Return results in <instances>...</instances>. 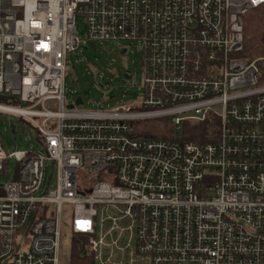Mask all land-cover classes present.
<instances>
[{"label":"built area","instance_id":"1","mask_svg":"<svg viewBox=\"0 0 264 264\" xmlns=\"http://www.w3.org/2000/svg\"><path fill=\"white\" fill-rule=\"evenodd\" d=\"M254 9L264 0H0V112L44 151L0 143V174L17 165L0 184V264H264V53L241 56ZM77 16L107 49L139 44L134 109H68ZM151 119L215 125L204 142L130 134Z\"/></svg>","mask_w":264,"mask_h":264},{"label":"rangeland","instance_id":"2","mask_svg":"<svg viewBox=\"0 0 264 264\" xmlns=\"http://www.w3.org/2000/svg\"><path fill=\"white\" fill-rule=\"evenodd\" d=\"M79 45L76 50L68 53L63 93L67 105L81 97L82 105L79 110L107 111L116 106H137L143 92V77L141 72L142 52L136 42L119 43L117 46L91 41L87 38L85 21L77 16L75 20ZM126 53L121 55L122 49ZM125 76L129 78L126 79ZM10 121L15 129L13 138ZM169 122V120H168ZM182 125V124H181ZM181 125L174 131L173 138L181 139ZM0 143L7 154L15 152H31L43 154L42 146L35 140L34 131L19 117L0 112ZM14 159H9L7 175L0 174V184L8 182L16 169ZM49 167L47 173L49 175ZM71 219V211L64 207L62 215L63 226L66 227ZM62 235L68 236L67 228L62 229ZM61 256L68 259V249H62Z\"/></svg>","mask_w":264,"mask_h":264},{"label":"trees","instance_id":"3","mask_svg":"<svg viewBox=\"0 0 264 264\" xmlns=\"http://www.w3.org/2000/svg\"><path fill=\"white\" fill-rule=\"evenodd\" d=\"M264 16L259 9L248 12L244 17L243 28V52L244 58H252L264 53L262 36L264 28L262 20ZM215 123L207 120L204 123L185 121L181 125L182 141H209V133L212 132ZM174 127L167 119H151L129 123V132L135 138H155L162 140L174 139Z\"/></svg>","mask_w":264,"mask_h":264},{"label":"water","instance_id":"4","mask_svg":"<svg viewBox=\"0 0 264 264\" xmlns=\"http://www.w3.org/2000/svg\"><path fill=\"white\" fill-rule=\"evenodd\" d=\"M124 52H125V50H122L121 51V55H123ZM125 78L128 79L129 77L128 76H125ZM0 100L5 101V99L2 98V97H0ZM81 104H82L81 97H77L75 99V105H81ZM71 108H72V105H69L68 106V109H71ZM20 121H22V120H20ZM10 126H11V132H12L13 138H15L16 137V133H15V129H14V126H13L12 122H10Z\"/></svg>","mask_w":264,"mask_h":264}]
</instances>
